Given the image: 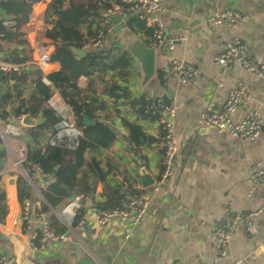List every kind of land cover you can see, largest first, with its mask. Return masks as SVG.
I'll return each mask as SVG.
<instances>
[{
    "label": "crops",
    "instance_id": "crops-1",
    "mask_svg": "<svg viewBox=\"0 0 264 264\" xmlns=\"http://www.w3.org/2000/svg\"><path fill=\"white\" fill-rule=\"evenodd\" d=\"M51 1H33L28 24V42L33 50L31 61L22 68L19 80L14 75L0 74V104L4 97H17L19 93L22 100H28L35 91L32 81L36 72L34 62L40 55L51 57L56 50L51 28L45 26L41 18ZM162 1L166 7L163 16L166 32L175 40L176 49L172 54L158 52L156 75L148 84L144 85L142 70L135 61L142 46L151 44L148 32L133 33L129 28L132 18L117 16L109 21L111 29L105 42V49L119 48L133 59L135 70L125 86L133 99L145 96L149 100L163 101L169 92L172 96L170 108L176 111L177 116L175 130L179 153L175 178L171 187L153 197L146 219L135 230L130 241L125 240L117 225L100 228L94 221H88L82 226L72 225L69 229L76 236L73 245L40 244L42 221L38 214L41 211L47 214L43 210L46 204L39 201L40 190L47 187L48 181L37 169L29 174L24 168L22 173L19 168H15V163L20 156V149L31 152L47 138L43 137L39 143L33 141L31 134L35 128L25 127L23 120L21 122L13 115L9 104L0 105V189L7 197L9 213L6 221L18 216L23 209L24 202L19 200L17 188L18 179L23 178L32 190L30 199L33 208L27 233L22 237L29 247L30 255L41 264H230L249 256L264 239V215L253 222L250 230L239 229L224 259L219 258L213 235L216 226H225L229 220L226 207L229 206L232 213L237 215L258 211L264 205V180H257L259 187L250 196L253 187L252 169L264 166V78L259 79L247 73L238 63L228 69L215 63V58L226 44L236 38L241 40L250 55L264 58V0ZM219 11L239 12L249 17V22L238 29H211L205 25L206 20ZM4 17L5 13L0 9V21H5ZM124 22L130 32L126 31ZM141 22L149 27L146 22ZM6 24L14 25L12 18ZM196 24L203 25L199 30L187 34L186 29ZM87 47L83 49L85 53L93 50ZM4 60L5 54L0 61ZM173 61L185 62L196 70L199 75L197 84L183 85L173 80L164 86L162 73ZM81 82L85 84L87 79L82 78ZM219 85L221 88H218ZM238 90L247 92L252 100L238 111L233 120L239 123L247 113L260 110L263 127L258 141L243 143L222 137L215 131H200L197 121L207 106L211 103L221 108L229 93ZM106 102L108 111L119 109L123 115H130L127 101L114 102L113 98H107ZM3 109L9 113L8 119L1 118ZM37 111L38 116L32 118L45 119L42 110ZM100 116L108 119L109 114L107 112ZM129 121L141 126L151 141H157L163 135L154 122L143 121L136 114L129 116ZM111 125L118 141L98 155L104 169L109 172L107 183L115 188L130 185L133 190L142 186L144 172L151 180H157L163 172L161 148L156 143L149 144L137 154L127 143L128 134L120 118L114 119ZM123 192L125 194L127 189ZM103 193L104 187L98 184L93 200L79 197L61 207L60 214L78 202L77 208L68 211L69 216L74 213L76 217L86 205L84 217L90 210L102 208ZM54 217L60 226L52 230L57 234V229H64L67 233L69 230L64 223ZM17 231L18 228L13 233L19 235ZM34 246L39 247L37 251H34ZM0 250L15 257L20 251L17 242L4 243L1 240ZM249 264H264V255L260 258L250 257Z\"/></svg>",
    "mask_w": 264,
    "mask_h": 264
},
{
    "label": "trees",
    "instance_id": "trees-1",
    "mask_svg": "<svg viewBox=\"0 0 264 264\" xmlns=\"http://www.w3.org/2000/svg\"><path fill=\"white\" fill-rule=\"evenodd\" d=\"M33 1L7 0L0 3L1 11L10 16L14 24L13 27H7L5 21H0V55L5 54L4 62L22 68L31 61L30 55L33 52L28 42V24L31 21ZM122 1L52 0L41 17L43 24L51 28L53 43L56 46L51 59L60 66V71L49 75L47 79L61 98L73 105L80 138L74 142L68 137L57 140V125L60 120L46 103L51 90L43 84L36 69L32 76L35 91L28 100H22L19 93L17 97H4L0 104L2 107L9 104L17 118L38 116L37 110H42L46 122L33 130L31 139L36 143L43 137L47 139L42 141L37 149L29 152L24 168L29 174L37 169L47 178L48 185L41 189L40 193L46 204L43 210L50 215L51 228L54 230L60 224L50 209L57 210L79 197L93 200L98 184L104 187L101 207L105 210L121 208L127 202V196L135 194L130 185L111 187L107 183L109 172L104 169L98 158L101 152L109 150L118 141L111 125L114 119L120 118L122 127L128 134L127 143L135 153H140L141 149L149 144L156 143L159 147L163 144L162 131L163 135L157 141H151L141 126L129 121V116L136 114L143 121L157 125V120L149 112V107L155 100H149L145 96L133 99L125 89L135 70L130 55L119 48L105 49V46L99 51H88L83 58L76 54V51L91 45L93 40H98L101 34H109V23L103 27L101 20L106 18L115 5L127 8ZM130 18L132 21L129 28L132 32H148L149 44L152 43V29L134 16ZM12 75L19 80L22 73ZM82 78H86L87 82L80 86ZM107 98H113L114 102L127 101L130 115H123L119 109L108 111ZM107 112L108 119H102L100 115ZM1 116L2 119H8L9 113L3 109ZM85 120L94 122V126L85 127ZM17 188L22 203L31 200L32 190L23 178L18 179ZM126 189L124 194L123 190ZM85 212L86 205L78 211L73 226L81 222ZM8 213L7 197L0 189V225L5 224ZM56 232L63 234L65 230L57 229Z\"/></svg>",
    "mask_w": 264,
    "mask_h": 264
},
{
    "label": "built area",
    "instance_id": "built-area-1",
    "mask_svg": "<svg viewBox=\"0 0 264 264\" xmlns=\"http://www.w3.org/2000/svg\"><path fill=\"white\" fill-rule=\"evenodd\" d=\"M7 0H0V3ZM123 5L128 7L123 9L121 6L115 5L106 15V18L101 20V24L105 27L110 20L117 16L124 18L136 17L140 21L147 23L149 28L153 31L152 43L150 47L155 51L172 54L176 49V42L166 32L165 22L163 16L166 11L165 4L162 0H123ZM249 17L242 16L239 12L233 11H219L212 14L206 20L205 25L211 29L220 27H229L238 29L242 24H247ZM124 22L123 26L127 32H130L128 25ZM203 24L190 25L186 29V33H192L201 28ZM7 27L14 25L6 24ZM105 34H101L98 40H93L92 44L87 49L99 51L104 48L107 40ZM215 63L224 69H228L234 64H240L247 73L262 79L264 78V58L259 56H252L246 50L241 40L236 38L226 44L223 51L215 58ZM34 67L40 73L43 84L51 90L46 101L48 107L54 112L55 116L60 120L57 125L59 134L57 140L61 141L64 137L71 139V142L76 141L81 137L78 130L75 111L73 105L65 102L61 96L55 91L47 77L53 73L60 71L58 63L52 61L49 55H40L34 62ZM22 71L21 66L11 65L4 61H0V74L12 75L19 74ZM199 75L196 70L190 68L185 62L173 61L169 68H166L162 73V81L164 86H167L171 81L175 80L183 85H196ZM84 84L81 82L80 86ZM221 88V85L218 86ZM252 100L251 96L243 91H232L229 93L226 101L221 108L209 104L207 108L200 114L197 126L200 131H215L222 137H228L239 142H256L258 141L263 127L262 112L254 110L246 114L245 118L234 124L232 119L240 111L244 109L246 104ZM149 112L157 120V126L164 134L163 144L160 146L164 151L163 155V172L154 184L147 189L142 186H137L135 194L127 196V202L121 208L115 210H105L102 208H95L90 210L79 223L82 226L85 222L94 221L100 228H105L110 225H117L123 232L126 241H130L135 234V230L146 219L151 201L155 195L161 191L171 187L175 178L177 164L179 143L175 130L176 111L170 107H166L162 99L155 100L149 107ZM22 122L23 118H18ZM20 156L16 159L15 168H19L24 172V164L26 162L29 150L20 149ZM257 180H264V166L255 167L252 169V185L250 196L257 191L259 183ZM40 202L44 200L40 196ZM78 202L75 203L68 211L78 207ZM33 205L31 200L24 202L21 213L7 220L4 225H0V230L4 234L13 233L18 228L20 236L27 233L30 224V213ZM66 211L60 214L57 210L50 209L52 215L60 219L64 225L71 228L75 219V214L69 216ZM225 212L229 216V220L225 226H216L214 228V239L218 249L219 258L224 259L229 254L230 246L238 233L240 227L250 230L253 222L264 215L263 207L255 212L247 214L234 215L231 208L228 206ZM38 218L42 221L40 227L42 233L41 245L62 244L73 245L76 242V236L73 231L69 230L64 234H56L51 228V222L48 215L44 212H39ZM43 247V246H42ZM39 247L34 246V251ZM264 255V239L260 245L252 251L249 256L239 258L230 262V264H249L250 257L260 258ZM0 264H19L18 257L9 255L0 250Z\"/></svg>",
    "mask_w": 264,
    "mask_h": 264
},
{
    "label": "water",
    "instance_id": "water-1",
    "mask_svg": "<svg viewBox=\"0 0 264 264\" xmlns=\"http://www.w3.org/2000/svg\"><path fill=\"white\" fill-rule=\"evenodd\" d=\"M4 20L8 23L11 22V17L8 15H5ZM77 55L81 57H85L86 53L84 50H78L76 51ZM157 52L155 49L151 48L149 45H143L141 53L137 56L136 62L139 64L143 77H144V85L148 84L156 75V57ZM0 59H3V55H0ZM170 98H172L171 94L168 92L167 96L163 98V102L166 107H171ZM46 122L45 119L42 120H35L32 118L31 115H27L23 118V125L27 128H38L42 126ZM85 127H92L94 126V122H89L88 120L84 121ZM142 187L144 189H147L151 187L154 184V181L150 179L148 175L145 174V172L142 175ZM58 212L62 211V208L57 209ZM0 240L4 243H9L12 241L17 242L19 246V254H18V263L19 264H41L40 261L30 255L29 253V247L27 243L25 242L24 237L15 234V233H9L4 234L0 230Z\"/></svg>",
    "mask_w": 264,
    "mask_h": 264
},
{
    "label": "rangeland",
    "instance_id": "rangeland-1",
    "mask_svg": "<svg viewBox=\"0 0 264 264\" xmlns=\"http://www.w3.org/2000/svg\"><path fill=\"white\" fill-rule=\"evenodd\" d=\"M235 116H236V115H235ZM233 118H234V117H233ZM232 121H233V123H234V124H237V123H235V122H234V120H233V119H232ZM10 219H11V218H10ZM240 228H241V227H240Z\"/></svg>",
    "mask_w": 264,
    "mask_h": 264
}]
</instances>
